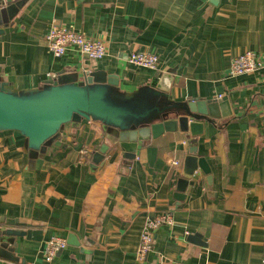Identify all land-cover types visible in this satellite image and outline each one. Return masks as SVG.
<instances>
[{"label":"crops","instance_id":"obj_1","mask_svg":"<svg viewBox=\"0 0 264 264\" xmlns=\"http://www.w3.org/2000/svg\"><path fill=\"white\" fill-rule=\"evenodd\" d=\"M53 27L104 41L107 56L70 48L55 57ZM135 51L158 54L157 70L131 64ZM246 51L264 61V0H25L0 33V76L13 88L85 68L117 75L132 93L170 71L173 101L226 103L198 137L208 171L195 170L182 199L190 145L180 130L147 140L134 160L114 150L98 157L107 139L98 121L66 125L32 156L19 132H0V264H264V67L228 75ZM162 213L174 225L157 230L141 261L145 223ZM52 237L67 246L46 262Z\"/></svg>","mask_w":264,"mask_h":264},{"label":"water","instance_id":"obj_2","mask_svg":"<svg viewBox=\"0 0 264 264\" xmlns=\"http://www.w3.org/2000/svg\"><path fill=\"white\" fill-rule=\"evenodd\" d=\"M24 2L0 3V33L10 26ZM171 74L158 73L149 86L132 93L120 91L117 75L104 70L84 68L82 74L78 68L62 70L39 87L21 90L0 76V132H19L25 138L24 150L32 156L60 137L66 125L84 119L98 121L107 138L98 157L114 150L124 151L126 158L134 160L147 140L180 130L190 145L178 180V198L182 199L193 184L195 170L208 171L206 160L197 155L198 137L206 123L221 117L226 101H173Z\"/></svg>","mask_w":264,"mask_h":264},{"label":"built area","instance_id":"obj_3","mask_svg":"<svg viewBox=\"0 0 264 264\" xmlns=\"http://www.w3.org/2000/svg\"><path fill=\"white\" fill-rule=\"evenodd\" d=\"M46 41L49 51L55 57L65 55L70 48H76L79 52L88 55L92 60H101L108 53L104 41L90 38L72 27L51 28L46 35ZM128 59L135 66L151 70H157L159 64L158 54L149 51L132 52ZM263 67L264 61L261 56L253 51H246L232 58L228 75L236 77L250 74L261 70ZM173 164H178V162L174 161ZM173 225L174 217L171 213H162L155 217H149L141 233L138 259L141 261L145 260L153 250L155 235L159 228ZM66 246L67 240L65 238H50L43 249V258L46 262H51ZM262 261L264 262V256Z\"/></svg>","mask_w":264,"mask_h":264}]
</instances>
